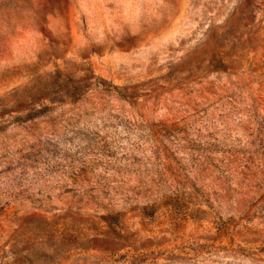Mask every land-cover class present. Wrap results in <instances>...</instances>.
Here are the masks:
<instances>
[{
    "label": "rangeland",
    "instance_id": "374dc122",
    "mask_svg": "<svg viewBox=\"0 0 264 264\" xmlns=\"http://www.w3.org/2000/svg\"><path fill=\"white\" fill-rule=\"evenodd\" d=\"M0 264H264V0H0Z\"/></svg>",
    "mask_w": 264,
    "mask_h": 264
}]
</instances>
